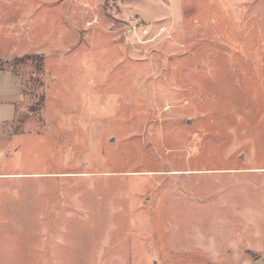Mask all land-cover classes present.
<instances>
[{"label":"rangeland","instance_id":"rangeland-1","mask_svg":"<svg viewBox=\"0 0 264 264\" xmlns=\"http://www.w3.org/2000/svg\"><path fill=\"white\" fill-rule=\"evenodd\" d=\"M0 69V264H264V0H0Z\"/></svg>","mask_w":264,"mask_h":264},{"label":"crops","instance_id":"crops-1","mask_svg":"<svg viewBox=\"0 0 264 264\" xmlns=\"http://www.w3.org/2000/svg\"><path fill=\"white\" fill-rule=\"evenodd\" d=\"M23 86L20 77L10 69H0V153L8 126L23 114ZM13 175V174H12Z\"/></svg>","mask_w":264,"mask_h":264},{"label":"trees","instance_id":"trees-1","mask_svg":"<svg viewBox=\"0 0 264 264\" xmlns=\"http://www.w3.org/2000/svg\"><path fill=\"white\" fill-rule=\"evenodd\" d=\"M31 57H32L33 64L37 68L41 69L42 56L41 55H36V56H31ZM41 101H42V99H41Z\"/></svg>","mask_w":264,"mask_h":264},{"label":"water","instance_id":"water-1","mask_svg":"<svg viewBox=\"0 0 264 264\" xmlns=\"http://www.w3.org/2000/svg\"><path fill=\"white\" fill-rule=\"evenodd\" d=\"M255 264H261V260L258 259V260L255 262Z\"/></svg>","mask_w":264,"mask_h":264}]
</instances>
